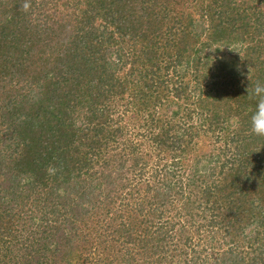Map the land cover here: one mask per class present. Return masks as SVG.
I'll return each mask as SVG.
<instances>
[{"label":"trees","instance_id":"16d2710c","mask_svg":"<svg viewBox=\"0 0 264 264\" xmlns=\"http://www.w3.org/2000/svg\"><path fill=\"white\" fill-rule=\"evenodd\" d=\"M257 81L264 0H0V264H264Z\"/></svg>","mask_w":264,"mask_h":264},{"label":"clouds","instance_id":"9594fccd","mask_svg":"<svg viewBox=\"0 0 264 264\" xmlns=\"http://www.w3.org/2000/svg\"><path fill=\"white\" fill-rule=\"evenodd\" d=\"M249 109V129L258 137H264V82L257 81L254 86L246 89Z\"/></svg>","mask_w":264,"mask_h":264},{"label":"rangeland","instance_id":"374dc122","mask_svg":"<svg viewBox=\"0 0 264 264\" xmlns=\"http://www.w3.org/2000/svg\"><path fill=\"white\" fill-rule=\"evenodd\" d=\"M222 54V51L220 50V51H217V53L215 54V55H221ZM196 118H197V116L196 115H194L193 117H192V120H196ZM195 121H192V124L194 123ZM144 131V130H143ZM131 132V131H130ZM209 143V141H205V145H203V142L200 144V146H203V150L204 151H206L207 153H209V151L214 147L215 149H219V148H221L224 144H222V142H217L216 140H211L210 141V145L208 144ZM168 158V159H167ZM159 161H160V164L161 165H164V162L166 161L167 162V164L169 163V162H172V160L170 159V156H163V155H160V158H159ZM185 166V165H184ZM184 170H185V173L183 172V171H180V173H182V174H187L188 172H190L189 170H187V168H184Z\"/></svg>","mask_w":264,"mask_h":264}]
</instances>
